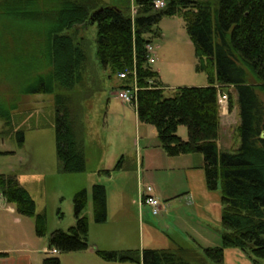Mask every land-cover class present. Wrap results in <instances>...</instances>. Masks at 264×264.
Here are the masks:
<instances>
[{"label":"trees","instance_id":"obj_1","mask_svg":"<svg viewBox=\"0 0 264 264\" xmlns=\"http://www.w3.org/2000/svg\"><path fill=\"white\" fill-rule=\"evenodd\" d=\"M154 0H134L136 12L118 8L102 0H0L5 4L47 8L49 19L43 34V48L32 78L15 83L11 97L50 94L54 107L55 153L60 170H85L80 114L72 104L89 97L94 86L84 85L89 72L87 42L76 36L78 26L95 24V60L108 77L119 80L114 89H130L135 80V108L138 123L154 127L158 145L168 157L198 154L202 157L204 183L208 191L220 194V245L176 246L172 249L104 251L94 249L103 261L132 264H223V252L240 250L252 264H264V0H164L154 9ZM8 12V11H7ZM9 13V12H8ZM6 14V13H5ZM8 16V15H6ZM164 16H179L193 45L194 70L206 76V85L176 87L166 95L167 86L147 62L145 47L149 34L159 33ZM6 22L0 29H6ZM128 71L124 79L118 73ZM134 71V77L132 75ZM94 73L95 80H99ZM231 87L238 109L235 134L240 143L232 151H220V113L217 96ZM16 99V98H15ZM76 99V100H75ZM234 102L228 93V107ZM16 104L0 96V120L4 133L13 130ZM186 128V139L176 132ZM19 143L22 132L16 131ZM122 158L113 170H122ZM102 173L109 176L110 171ZM0 195L22 217L34 218L35 233L44 234V217L36 215L34 202L14 174H0ZM86 192L74 195L75 224L67 231L48 236L49 250L76 252L90 248L88 220L82 210ZM94 223L106 217L105 190L91 187ZM7 255L0 252V257ZM42 264H60L46 257Z\"/></svg>","mask_w":264,"mask_h":264},{"label":"rangeland","instance_id":"obj_2","mask_svg":"<svg viewBox=\"0 0 264 264\" xmlns=\"http://www.w3.org/2000/svg\"><path fill=\"white\" fill-rule=\"evenodd\" d=\"M105 4L118 8L129 7L131 18L136 6L134 0H102ZM164 1V0H163ZM2 10H0L1 13ZM9 13H8V12ZM6 13V14H5ZM47 8L32 7L29 3L21 6L5 4L4 15L0 14V23L6 22V29H0V96L4 101L16 104L13 111V130L5 134L0 120V174H14L34 202L36 215L44 217V234L37 236L34 218L22 217L16 212L0 210V249H19L26 244L27 249H34L35 263L41 264L46 257H57L60 264H73L75 258L84 253L48 252V236L52 231H67L75 224L74 202L76 193L86 190L87 201L82 215L88 218V241L96 243L100 250H143L167 248L164 236H157L155 227L165 214L160 211L153 216L151 209L143 205L140 220L137 212L142 187L149 185L154 190L161 206L167 203L163 194L155 191L156 183L166 179L164 171L149 172L147 168H135V154L139 151L145 158V164L156 153L158 145L154 127L147 125L151 133L147 139L136 138L132 124L134 106L122 102L117 94L119 89L113 87L119 80L108 77L99 69L95 60V24L78 26L76 36L87 42L89 72L85 75L84 85H93L94 91L80 103L74 102L72 110L80 114V132L83 140L85 170L80 173H65L55 153L54 107L50 94H32L11 97V86L31 79L39 64V53L43 48V34L49 25L46 18ZM8 15V16H6ZM159 33H150L155 62L150 64L158 70L162 81L167 86L166 95L176 87H196L206 85V76L194 70L195 58L193 45L187 35L184 22L179 16H164L157 24ZM99 80H95L94 73ZM102 74V76H101ZM227 90V89H225ZM230 93H234L231 89ZM228 94V93H227ZM76 100V99H75ZM228 104V97L223 109ZM234 114L226 119L221 128L217 142L220 151L237 149L240 140L235 134L239 124L238 109L234 99ZM220 108V107H219ZM236 121V124H235ZM234 124V125H233ZM228 126H231L228 128ZM21 131L23 141L19 143L16 131ZM176 134L186 139V128L179 126ZM145 143V144H144ZM143 147H146L144 149ZM122 158V171L113 170ZM110 171L109 177L102 173ZM146 170V171H145ZM178 182L183 186L184 170H178ZM138 174L140 175L138 180ZM100 183L107 192V218L105 223H94L92 218L91 186ZM124 188L125 206L127 208L124 222L119 221L115 211V195ZM176 200H182L183 195ZM174 200V199H172ZM185 212L186 207L181 205ZM168 220L171 215L164 216ZM19 218L20 221H16ZM171 223V222H169ZM124 228V229H123ZM123 230V232H122ZM157 234V235H156ZM171 236L184 246H193L194 239L203 247L220 245L217 233L211 236ZM43 249H45L43 251ZM83 254V255H82ZM131 264V263H129Z\"/></svg>","mask_w":264,"mask_h":264},{"label":"crops","instance_id":"obj_3","mask_svg":"<svg viewBox=\"0 0 264 264\" xmlns=\"http://www.w3.org/2000/svg\"><path fill=\"white\" fill-rule=\"evenodd\" d=\"M160 80L161 81L163 80L161 76H160ZM162 83L164 84L163 81ZM231 89L232 88L229 87L227 90H223L222 92L227 94L231 91ZM231 95L234 102L235 99L234 93H231ZM234 107H235L234 104L231 109H229L228 104L227 106H225V110L223 109V107H220L219 113H220L221 128L222 126H224V123H229L226 122V119L231 118V115L234 114L233 113ZM132 119H133L132 121L133 127L136 130V138H138L139 141L141 139L145 141L149 136V134L151 133V130L147 125H141L138 123L135 113V108ZM230 127L231 126H228V128ZM143 148L146 149V147ZM154 149H155L154 151L156 152L154 154V157H150L146 164H145L144 156L141 155L140 157H138L141 152L140 151L139 153L137 152L135 154L136 155L135 168L137 169V172H138V168L139 170H143L147 168L149 172L164 171L166 173V179L161 183L160 182L156 183V187H155L156 190L155 192L158 194L159 193L163 194V199L167 200V203L161 206L160 208V211H163L165 214L161 217V219L158 222L156 221L158 226V228L155 227V231L158 233V235L157 234L156 235L164 236V238L166 239L165 241H167L166 244H168L167 249H172L175 248L176 246L190 247V246L182 245L184 243H180L178 239L176 240L171 236H184L183 233L187 236H211L212 233H217L219 236L218 232L220 230V210H221L220 194L219 191L210 192L205 187L204 173L202 169V157L198 154L183 155L178 157H168L163 153L159 145H157ZM122 170H116V171H122ZM178 170H184V176L182 179L183 186H181V184L178 182V178L176 176L177 173H179ZM139 177L140 175L138 174V180ZM95 184L102 185L100 183H95ZM102 186L104 187L105 190V204H106L105 221H106L107 204H108L107 192L105 186L104 185ZM123 189L124 188H121L117 191L114 201L115 202L114 208L121 223H123L125 218L127 217L126 215L127 208L125 206L126 199ZM152 190L154 189L152 188ZM152 194L154 196L156 195L153 193V191ZM180 195H183V199L176 200L179 198L178 196ZM86 198H87V192H86ZM181 205H184L186 207L187 210H185V212L181 209ZM0 210H5L10 213L15 212L14 207L6 203L1 195H0ZM143 210H144L143 205L141 204L139 198V202H137V212H138L139 220H140V215L141 217L143 215ZM165 215L166 216L171 215V217L168 220L167 219L164 220L163 218H165L164 217ZM16 221L17 222L20 221L19 218H16ZM105 221L103 223H105ZM89 222L90 221H88V227L90 224ZM192 244L194 245L198 244L199 246H201L194 239L192 240ZM25 247H27L26 244H23V248H19V249L17 248L0 249V252H5L7 254L5 256L0 257V264H39V263H35L34 261V254L36 251L34 249H27ZM96 248H97L96 243H92V244L90 243L89 249L84 251H79L81 253H84V255L82 254L83 256H79L75 258L73 264H129L127 262L118 263V262L103 261L94 254V249ZM44 250L45 249H43V251ZM104 251H108V250H104ZM223 264H252V263L240 250L235 248H228L225 249L223 252Z\"/></svg>","mask_w":264,"mask_h":264},{"label":"built area","instance_id":"obj_4","mask_svg":"<svg viewBox=\"0 0 264 264\" xmlns=\"http://www.w3.org/2000/svg\"><path fill=\"white\" fill-rule=\"evenodd\" d=\"M152 6L154 9H160L164 6L163 0H154L152 3ZM146 50V58L147 62L149 64H152L155 62V58L152 55H155L153 46L151 43L147 44L145 47ZM129 74L128 71H122L118 73L119 79H124ZM132 75L134 77V71H132ZM137 91V87L135 84V80H133L132 87L130 89H122L118 92L117 96L118 98L125 103H133L135 101V94ZM227 100V94L220 92L217 96V103L219 107L223 106L224 103ZM140 202L142 205H147L151 209V214L153 216H156L160 212L161 205L158 201V199L152 194V188L149 185H146L145 187H142V190L140 192ZM51 254H56L57 251L55 249H52L49 251Z\"/></svg>","mask_w":264,"mask_h":264},{"label":"water","instance_id":"obj_5","mask_svg":"<svg viewBox=\"0 0 264 264\" xmlns=\"http://www.w3.org/2000/svg\"><path fill=\"white\" fill-rule=\"evenodd\" d=\"M259 137H260L261 139H264V131H261Z\"/></svg>","mask_w":264,"mask_h":264}]
</instances>
